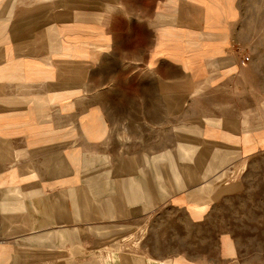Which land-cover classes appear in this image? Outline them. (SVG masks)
Returning <instances> with one entry per match:
<instances>
[{
	"label": "crops",
	"instance_id": "0c3cea01",
	"mask_svg": "<svg viewBox=\"0 0 264 264\" xmlns=\"http://www.w3.org/2000/svg\"><path fill=\"white\" fill-rule=\"evenodd\" d=\"M82 1L0 0V264L44 254L41 242L57 255L65 231L52 229L128 222L127 206L138 223L143 209L156 208L188 185L164 202L186 211L191 221H204L213 201L196 193L219 195V175L210 179L221 174L223 161L233 171L235 162L264 146V120L219 113V101L201 103L199 110L194 106V96L219 94V85L237 73L229 53L239 0H232L236 16L224 30H219V0H95L81 7ZM198 15L205 17L202 26L194 21L181 27ZM113 55L119 63L146 62L157 79L191 87L184 119H191L199 135L177 130L179 147L147 157L149 167H143V127L137 123L134 133L127 115L118 117L113 104L96 97L97 70ZM186 62L198 64L186 69ZM120 105V110H160L154 103ZM162 110L171 111V105ZM135 120L141 123L143 114ZM202 142L219 150L212 176ZM106 197L103 217L96 200ZM71 234L117 237L97 228L86 236ZM221 248L223 260L235 259L237 246L226 236ZM93 252L112 257L96 246ZM124 260L128 264L130 258ZM161 264L207 263L180 255Z\"/></svg>",
	"mask_w": 264,
	"mask_h": 264
},
{
	"label": "rangeland",
	"instance_id": "374dc122",
	"mask_svg": "<svg viewBox=\"0 0 264 264\" xmlns=\"http://www.w3.org/2000/svg\"><path fill=\"white\" fill-rule=\"evenodd\" d=\"M94 3L95 0H83L80 6ZM239 10L229 53V57L238 66L237 73L219 85V94L215 92L209 97L199 94L194 96V106L199 110L201 103L214 104L219 101V113H239L245 115L249 122H259L264 120V0H239ZM235 16L232 0H219V30H224L227 20ZM203 20L205 17L201 15L194 16L183 25L182 21L181 27L189 28L195 24L194 21L202 26ZM118 58V55H113L110 63H103L101 69L97 70L99 84L96 86V97L101 103L113 104L118 117L120 114L127 115L128 125L134 133L137 125L143 127V167H149L147 157L153 158L179 147L181 143L177 130L198 133L196 129L199 128L193 127L191 119H184L186 111L183 110L188 103L191 87L184 81L157 79L146 62L119 63ZM197 64L186 62L183 65L187 69ZM135 103H154L159 105L160 110H120V104L125 109ZM168 103L172 110H162L163 104ZM136 114H143L141 123L136 122ZM167 114L175 118L168 120ZM202 145L212 166L209 175L212 176L219 168V150L203 142ZM228 162L223 161L222 166L225 168L221 174L210 179L211 183L219 175V195L199 196L196 193L200 200L210 198L213 201V209L204 221H191L186 211L164 202L188 185L161 200L156 208L143 209L145 214L138 223L132 221L135 210L127 206L128 222L96 226L85 222L74 227L65 225L52 229L65 231L66 241L57 245V255L50 254L46 243L41 242L44 254L18 260L16 264H126L125 257L130 258L128 264H161L180 255L207 264H264V146L235 162L233 171L226 166ZM108 200V197L96 200L102 202L99 205L104 207L103 217L108 211ZM105 203L107 206H104ZM80 228H86V231L81 232ZM96 228L117 237L95 240L69 237L72 231L86 236ZM225 236L237 246L238 252L233 261L221 258L222 239ZM94 246L104 252L111 251L109 255L112 257L109 258L106 252L95 254Z\"/></svg>",
	"mask_w": 264,
	"mask_h": 264
},
{
	"label": "bare ground",
	"instance_id": "6f19581e",
	"mask_svg": "<svg viewBox=\"0 0 264 264\" xmlns=\"http://www.w3.org/2000/svg\"><path fill=\"white\" fill-rule=\"evenodd\" d=\"M62 1H64V2L66 1V2L70 3L71 0H62ZM62 1H61V2H62ZM197 157H198V153H197ZM199 160L201 161L202 159H200V157H199ZM203 160H204V159H203ZM200 161H199V162H200ZM195 163H196V162H195ZM201 163H202V162H201ZM205 163H206V162H205ZM205 163H204V161H203V163H202L201 165H203V164H205ZM199 164H200V163H199ZM195 165H197V164H195ZM205 166H206V164H205ZM205 166H204V167H205ZM207 166H208V165H207ZM204 167H203V168H204ZM197 168H198V166H197ZM209 168H210V166H209ZM209 170H210V169H209ZM202 171H203V170H202ZM224 174H225V173H223V174L220 175V176H223ZM201 178H202V177H201ZM182 179H183V178H182ZM104 187H105V185H104Z\"/></svg>",
	"mask_w": 264,
	"mask_h": 264
}]
</instances>
